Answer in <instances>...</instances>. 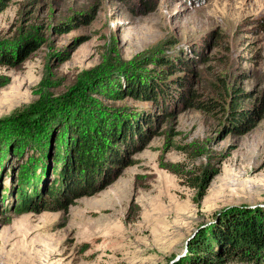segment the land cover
Listing matches in <instances>:
<instances>
[{
	"label": "rangeland",
	"instance_id": "rangeland-1",
	"mask_svg": "<svg viewBox=\"0 0 264 264\" xmlns=\"http://www.w3.org/2000/svg\"><path fill=\"white\" fill-rule=\"evenodd\" d=\"M155 83L165 98L136 95ZM85 118L140 122L141 143L114 144L122 157L68 208L21 213L22 167L49 176ZM7 123L0 264H196L202 233L264 218V0H0Z\"/></svg>",
	"mask_w": 264,
	"mask_h": 264
},
{
	"label": "trees",
	"instance_id": "trees-1",
	"mask_svg": "<svg viewBox=\"0 0 264 264\" xmlns=\"http://www.w3.org/2000/svg\"><path fill=\"white\" fill-rule=\"evenodd\" d=\"M162 66L172 72L175 64L172 61H164ZM134 90L136 95L150 97L152 98L150 100L156 103L158 100L156 96L163 93L162 97L165 98L168 95L164 92L166 88L163 83H155L153 87L136 84ZM243 95L240 93L237 97L242 98ZM234 104L237 102L233 101ZM232 114L231 120L241 127L246 126L252 119L244 110L236 109ZM84 120L77 122L74 119V124L67 130V136L63 137L66 139L65 145H57L50 154L54 167L49 176L45 173L46 176L43 177L37 173L35 168L38 167V163L34 160L22 167L20 179L25 182L27 191L25 193L20 191L17 194L21 213H42L55 208L56 210L68 208L74 200L87 194L83 190L84 187H94L100 174H104L106 178L109 170H112L111 164L122 157L123 154L119 151L116 153L113 151L114 144L132 148L136 141L141 143L140 135H143V132L140 122L136 127L127 120L126 122L123 120L120 125H112L114 123L112 122L108 126L104 119H97L92 127H89V124L85 129L89 119ZM14 125L7 123L0 127V147L10 143L11 137L14 139L12 133ZM5 156L4 154L3 158ZM189 248L192 252L200 254L196 264H224L227 260L240 264H264V218L259 219L246 213L244 217L234 218L230 224L218 229L217 232L208 230L202 233L198 240L189 243Z\"/></svg>",
	"mask_w": 264,
	"mask_h": 264
}]
</instances>
